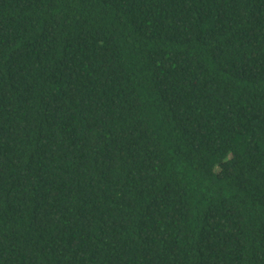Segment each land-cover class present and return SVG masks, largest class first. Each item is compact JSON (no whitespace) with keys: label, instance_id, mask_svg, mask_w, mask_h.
Instances as JSON below:
<instances>
[{"label":"trees","instance_id":"16d2710c","mask_svg":"<svg viewBox=\"0 0 264 264\" xmlns=\"http://www.w3.org/2000/svg\"><path fill=\"white\" fill-rule=\"evenodd\" d=\"M0 264H264V0H0Z\"/></svg>","mask_w":264,"mask_h":264}]
</instances>
